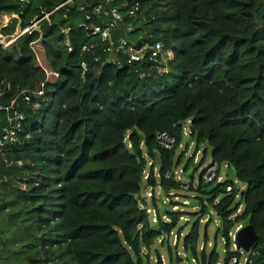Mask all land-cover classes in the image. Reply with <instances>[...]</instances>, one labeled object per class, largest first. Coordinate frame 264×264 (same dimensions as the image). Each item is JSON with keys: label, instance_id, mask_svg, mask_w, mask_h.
I'll list each match as a JSON object with an SVG mask.
<instances>
[{"label": "trees", "instance_id": "trees-1", "mask_svg": "<svg viewBox=\"0 0 264 264\" xmlns=\"http://www.w3.org/2000/svg\"><path fill=\"white\" fill-rule=\"evenodd\" d=\"M67 1L0 0L21 30L49 14L39 33L0 45V138L8 116L24 115L19 143L0 149V264H221L230 235L246 225L257 246L235 255L264 264V18L254 21L264 0H136L141 12L125 18L134 31L112 38L164 44L166 73L149 51L139 63L120 55L105 66L107 42L85 27L101 22L91 12L107 3ZM38 39L53 81L30 48ZM160 133L174 138L172 148L157 143ZM208 162L218 171L204 184ZM190 169L189 183L177 180ZM235 180L245 190L227 193ZM188 202L193 212L183 211Z\"/></svg>", "mask_w": 264, "mask_h": 264}, {"label": "built area", "instance_id": "built-area-1", "mask_svg": "<svg viewBox=\"0 0 264 264\" xmlns=\"http://www.w3.org/2000/svg\"><path fill=\"white\" fill-rule=\"evenodd\" d=\"M73 0H68L67 3H71ZM115 1V0H114ZM111 0H105L107 3L106 6L103 4H99L93 7L92 9V15L95 16L97 19H100V23L98 24H90L89 26L85 27V30L88 33V36H97L100 38L101 42H107L106 48L104 49V53L108 54L110 56V60L107 62L111 65H118L120 64L119 56L122 55L125 58V62L128 65L136 64L141 62L145 58V54L147 51H149V57L148 61L153 64L155 69L161 73H166L167 71V65L166 60L169 57V55L164 53V44L160 42H156L152 45L144 44L142 43L141 46L138 48H135L131 45H129L127 39L124 37H120L117 40H114L112 38V34L116 31L121 32L120 28H124L126 33H131L134 31V25L132 22H129L125 24V18L129 20H134L139 13L142 10V7L136 0H127V3L122 4L119 6H112ZM61 7V6H60ZM60 7L56 8L54 11L58 10ZM121 8H124V12H120ZM49 14H45L43 18L39 20H34L30 23L28 27H26L23 30H20L8 38L2 36L0 34V45L2 49L8 50L10 46L18 41L22 36L24 35H30L32 32H40L41 29V22L47 18ZM141 15V14H140ZM141 17L142 22H146V18L143 16ZM90 17H87L86 19L89 20ZM63 33H67V30H64ZM140 39V38H139ZM36 44V41L30 44L31 50L34 52V46ZM65 47L67 48V51H71V47L68 42H65ZM93 47V46H91ZM35 54V53H34ZM97 61V60H96ZM57 74L54 72L49 73V77H51V80H48V76L45 74V81H53L57 78ZM44 84L45 82H42L40 84L39 89L34 92L33 96H37V98H42L43 92H44ZM8 88V86H7ZM1 94V90H0ZM21 94H25L23 97V101L26 104H29L30 97L27 93L21 92ZM33 108H38L40 104L38 102H34L32 104ZM23 121H24V115L21 112H14L11 116H8L7 118V125L4 126L2 129V136L0 138V149L3 148L4 145H15L19 143L20 137L19 134L22 131L23 128ZM187 131L184 132V135H187ZM30 136L25 135L23 140H29ZM156 141L160 146H163L165 148H172L175 140L171 136H169L166 133H160L156 136ZM193 145V144H191ZM197 154V153H196ZM196 158V157H195ZM18 166H21L20 162H17ZM226 167V166H224ZM218 171V167L216 164L208 162L203 166L202 174H201V180L204 184H207L215 179L216 173ZM179 173L175 172L177 180H179ZM165 178H169L168 174H165ZM222 179L219 178L218 182H220ZM234 188H236L239 191H244L245 186L241 184L238 181H233V184L226 187V192L230 193ZM151 192L148 191L147 195L150 196ZM239 200V198L237 199ZM239 203V201L237 202ZM186 204V202H185ZM242 210V205L238 206V209L236 211V215L240 214ZM149 212V211H148ZM241 228V226H238L237 229L233 234L230 235L232 239V250L230 255L228 256L227 260L224 263L221 264H240V260L235 255L236 253H239L240 255H243L241 251H236L235 246L233 245V240L235 239L236 232ZM253 255V253H251ZM244 263L246 264H252L251 259L248 257H244Z\"/></svg>", "mask_w": 264, "mask_h": 264}, {"label": "crops", "instance_id": "crops-1", "mask_svg": "<svg viewBox=\"0 0 264 264\" xmlns=\"http://www.w3.org/2000/svg\"><path fill=\"white\" fill-rule=\"evenodd\" d=\"M14 21L16 23H15V27H14L13 32H11V33H2V30H4L10 23H12ZM20 30H21V28H20V24H19V20H18V16L17 15L0 13V34L2 36L8 38L12 34L18 32ZM34 53H35L37 65L44 71L46 76H48V80H51L50 79L51 77H49V73L51 72V70L49 68V64H48V61H47L46 56H45V50H44V47H43L42 42H41L40 39H38L36 41V44L34 46Z\"/></svg>", "mask_w": 264, "mask_h": 264}, {"label": "water", "instance_id": "water-1", "mask_svg": "<svg viewBox=\"0 0 264 264\" xmlns=\"http://www.w3.org/2000/svg\"><path fill=\"white\" fill-rule=\"evenodd\" d=\"M262 17L264 18V5L260 12L254 16L255 23L260 25ZM107 65L108 63L105 64V66ZM233 245L235 246L236 251H241L244 254H248L251 250L256 248L257 235L254 232L253 228L250 225H246L240 228L235 234ZM258 251H260V248H258Z\"/></svg>", "mask_w": 264, "mask_h": 264}, {"label": "rangeland", "instance_id": "rangeland-1", "mask_svg": "<svg viewBox=\"0 0 264 264\" xmlns=\"http://www.w3.org/2000/svg\"><path fill=\"white\" fill-rule=\"evenodd\" d=\"M51 79V78H50ZM194 149H195V146L194 145H190L189 146V148H188V150H187V154H186V157L187 158H189V157H191V156H193L194 155ZM202 149L203 148H201L200 149V152H198L197 154H196V158L194 159V163H198V161H199V159H200V157H201V151H202ZM207 164V163H206ZM221 171V175L222 176H224L225 175V173H226V170L225 169H222V170H220ZM191 173H192V169H190L188 172H186V173H184V172H181L180 174H179V178H180V180H181V182L182 183H189L190 182V175H191ZM198 178H199V171H197L196 173H194V179L192 180L193 181V186L195 187L196 185H197V183H198ZM184 186V185H183ZM183 194V192L181 193V195ZM159 198H160V195H159ZM175 200V202H177V201H182V202H184L185 201V199H181V198H179V199H174ZM177 200V201H176ZM183 204V203H182ZM183 206H184V208H183V211H186V212H188V211H191L190 209H188V207H189V202H188V204L187 205H185V204H183ZM186 207H187V209H186ZM194 210H192L191 212H193ZM186 218H184V220H185ZM213 232H214V227L213 226H211L210 228H209V235H210V238L211 239H213L212 237H213ZM222 244V242L221 241H218V248H219V252H220V254H221V256H220V263L223 261V259L225 258V256H224V254H223V245H221ZM231 251H234V250H231ZM240 264H244V258H243V256L241 257V259H240Z\"/></svg>", "mask_w": 264, "mask_h": 264}, {"label": "bare ground", "instance_id": "bare-ground-1", "mask_svg": "<svg viewBox=\"0 0 264 264\" xmlns=\"http://www.w3.org/2000/svg\"><path fill=\"white\" fill-rule=\"evenodd\" d=\"M38 53V52H37ZM38 61V60H37Z\"/></svg>", "mask_w": 264, "mask_h": 264}]
</instances>
